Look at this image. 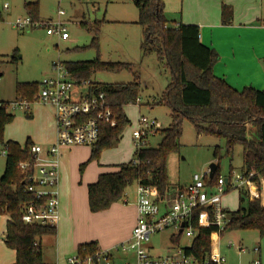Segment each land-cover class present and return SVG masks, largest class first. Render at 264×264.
<instances>
[{
    "label": "rangeland",
    "instance_id": "rangeland-1",
    "mask_svg": "<svg viewBox=\"0 0 264 264\" xmlns=\"http://www.w3.org/2000/svg\"><path fill=\"white\" fill-rule=\"evenodd\" d=\"M194 1L166 0L164 14L169 25L175 27L182 23L183 15L193 11ZM31 3H38L40 23L35 29L19 30L15 27V22L29 17L26 5ZM5 6L8 8L5 9ZM60 12L63 13L61 17H59ZM0 16V75H2L0 102L2 103H15L17 84H40L45 78L52 77L54 62L77 63L100 59L105 63L133 66V73L98 72L91 78L94 83L106 85H127L135 80L141 83L140 102L124 109L130 125L126 127L123 138L112 148L102 150L98 159L93 161H91V147L69 149L64 159L66 194L72 191L75 195L73 217L77 223L81 221L82 226L77 234L85 237L93 236L95 243L97 241L113 243L132 226L129 208L133 202L125 204L123 201L130 200L133 194L137 196L138 185L134 183L129 186L122 200L108 214L91 213L87 187L95 183L105 169L110 170L107 173H111L114 172L113 166L135 160L136 146L133 139L141 116L157 120L163 126V130L171 125V110L165 105L158 104L171 83L170 72L156 54H143L141 50L144 41L143 31L137 25L139 12L132 0H0ZM59 21L65 24L70 37L66 42L58 35L47 34L51 28L48 23ZM85 26L94 29L98 27L97 48H90L96 35L95 32H89ZM75 49L84 50L75 51ZM29 107V111L10 107L9 113L14 115L15 119L6 128L5 140L16 142L23 147L30 139L33 144L47 147L55 138L53 110L38 101L30 103ZM182 128L180 149L171 152L166 162L170 194H174L179 186L187 185L194 175L205 174L212 164L219 166L218 174L224 179L231 176V169H234L236 174L242 173L241 147L235 149L231 161L226 155V143L223 139L207 135L198 136L193 124L187 120L183 121ZM256 132L255 127L249 128L248 138L256 140ZM161 142L162 137L158 133L150 134L146 139V145L150 148H157ZM216 147L220 148L218 157L214 155ZM5 150L4 146H0V180L5 173L6 157L2 156ZM152 193L154 197L159 195L156 188L152 189ZM239 193V190H229L223 198V204L225 203L226 206L224 209L232 213L238 211ZM59 230L61 232L63 228ZM67 232L69 231L64 230L63 233ZM173 234V231L168 230L152 238L151 246L155 255L162 254L170 248ZM68 246L67 243L57 242V236H45L42 239L44 262L63 263L75 257L77 252L75 250L68 252ZM99 247L101 251L111 249L101 245ZM255 248H260L261 255L254 253ZM218 251L226 259V264H252L256 260L264 264V238L256 230H234L225 233L220 239ZM4 255L13 258L15 253L0 237V263L7 260L2 259ZM128 257L122 254L115 255L110 264H125ZM99 264L108 263L103 259Z\"/></svg>",
    "mask_w": 264,
    "mask_h": 264
},
{
    "label": "trees",
    "instance_id": "trees-1",
    "mask_svg": "<svg viewBox=\"0 0 264 264\" xmlns=\"http://www.w3.org/2000/svg\"><path fill=\"white\" fill-rule=\"evenodd\" d=\"M138 22L142 28L144 41L141 50L144 55L156 54L159 61L170 72L171 83L159 101L171 112L172 123L162 132V142L157 148L136 149L134 161L113 166L114 172L102 174L96 183L88 186V201L91 213L108 211L122 200L125 190L136 183L138 186L156 188L161 198L170 195L167 183V157L171 152L179 151L183 135L182 124L191 122L198 136L207 135L223 139L226 143V155L232 161L235 149L242 148L243 170L241 175L250 178L251 190H240L239 209L229 212V231L256 230L264 238V92L253 88L237 91L224 79L215 76L213 70L219 61L215 50L204 46L200 41L197 26L178 24L169 25L164 14V0H138ZM26 11L35 24H39L38 3L26 5ZM233 9L222 6V23L229 26L233 22ZM1 20V16H0ZM89 32H95L90 48L98 47V27L85 26ZM86 49V48H85ZM84 49H75L80 51ZM72 79L81 83L91 81L98 72L133 73V66L120 63H105L100 59L91 62L64 63ZM137 79V78H136ZM93 92H105L112 106L117 125H101L99 142L92 147L91 161L98 159L102 150L112 148L122 138L126 127L130 125L124 109L137 105L141 83L106 85L92 82ZM40 84L22 83L16 85L18 101L33 103L40 95ZM0 104H6L0 102ZM15 116L5 108H0V146L7 151L5 173L0 180V213L10 217L5 243L16 253L15 264H45L40 245L45 236H56V229L29 227L22 223V207L33 200L25 194V178L18 170L21 162H31L30 139L25 146L5 140L6 128ZM256 128L257 139L248 138V130ZM216 147L214 155L219 156ZM217 166V165H216ZM219 166L208 185L216 182L220 175ZM234 169H231L232 174ZM246 203V207H245ZM215 227H204L190 251L201 260L212 251L211 233ZM98 252V244L81 246L78 255L86 257Z\"/></svg>",
    "mask_w": 264,
    "mask_h": 264
},
{
    "label": "built area",
    "instance_id": "built-area-1",
    "mask_svg": "<svg viewBox=\"0 0 264 264\" xmlns=\"http://www.w3.org/2000/svg\"><path fill=\"white\" fill-rule=\"evenodd\" d=\"M62 15L60 12L59 17ZM48 25L51 27L47 31L49 36L58 35L64 42L69 40L63 22H49ZM15 27L27 31L35 29L37 24L27 17L17 20ZM52 72V77L40 83L37 101L53 110L56 141L47 147L34 144L30 151L32 161L19 163L18 170L25 178V194L33 197L22 207V223L29 227L57 229L61 216L60 162L63 150L94 147L100 140L101 125L109 124L115 128L117 122L105 92H93L90 81L75 82L60 61L53 63ZM29 104L18 101L0 104V108L29 111ZM161 130L163 126L157 120L141 116L133 139L136 149L147 147L149 135ZM2 156L7 157V151ZM212 178L210 169L203 175L196 174L189 185L179 187L174 194L165 198L160 195L154 197L153 188L138 186L137 221L129 240L107 251L98 249L93 256L83 258L76 254L67 259V264H99L103 259L110 264L118 254L129 256L125 264H226V259L218 251L220 239L229 232L230 224L229 211L224 209L223 198L230 189L251 190L252 184L249 177L235 172L226 179L220 177L208 185ZM9 222L10 217L0 213V237L4 242ZM211 226L216 228L210 235L212 251L199 260L190 251L202 229ZM168 230L174 232L170 248L155 255L152 238ZM254 252L260 253V249L255 248ZM252 264L261 262L256 260Z\"/></svg>",
    "mask_w": 264,
    "mask_h": 264
},
{
    "label": "crops",
    "instance_id": "crops-1",
    "mask_svg": "<svg viewBox=\"0 0 264 264\" xmlns=\"http://www.w3.org/2000/svg\"><path fill=\"white\" fill-rule=\"evenodd\" d=\"M164 3L166 4V0H164ZM224 4L231 7L234 12L233 22L229 26H224L222 23V6ZM193 7L192 12H189L187 15H183L182 23L180 24L197 26L200 31L201 43L204 46L215 50L219 56V61L213 70L215 76L224 79L230 87L237 91L253 88L264 92V0H195L193 2ZM55 141L56 128L55 138H53V142L50 145L54 144ZM68 151L69 149L63 150L60 162L61 216L60 223L56 229V236L57 242L67 243L69 245L67 248L68 252H72L74 250L78 252V249L81 246L95 243L93 242L95 239L90 235L85 237L77 234L78 230H80L82 226L80 224L81 221L80 223H77L73 217L75 195L72 191L66 194L67 189L63 174L65 167L64 159ZM107 171L110 170L105 169V171H103L100 175L106 174ZM191 182L192 178L189 180L187 185ZM83 202H85V199H83ZM123 202H125V204H127V202H133L129 208L132 226L128 229V232H124L122 235L118 236L113 243L106 244L103 241H97L96 244L101 245V247H109L112 249L116 245L129 240L131 236L132 230L137 221L136 195L133 194L130 200L125 199ZM115 205H117V203L114 204L108 211L98 214L110 213ZM60 228H63V231L60 232ZM64 230H68V234L63 233ZM40 245L42 247V240ZM99 245L98 249H100ZM255 254L261 255V250L260 253ZM2 259L7 260L0 264H15L16 253L13 258L4 255ZM44 263L67 264V262L64 261L63 263H52L48 261H45Z\"/></svg>",
    "mask_w": 264,
    "mask_h": 264
},
{
    "label": "water",
    "instance_id": "water-1",
    "mask_svg": "<svg viewBox=\"0 0 264 264\" xmlns=\"http://www.w3.org/2000/svg\"><path fill=\"white\" fill-rule=\"evenodd\" d=\"M134 2V4L137 6L138 5V0H132ZM2 77V75H0V78ZM217 166L215 164H212L210 166V170H211V177L214 176L215 172H216ZM230 232V231H229ZM182 233V232H181Z\"/></svg>",
    "mask_w": 264,
    "mask_h": 264
}]
</instances>
